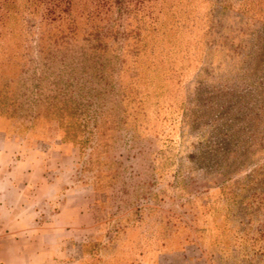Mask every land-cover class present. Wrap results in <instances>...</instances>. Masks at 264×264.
Instances as JSON below:
<instances>
[{"label": "rangeland", "instance_id": "1", "mask_svg": "<svg viewBox=\"0 0 264 264\" xmlns=\"http://www.w3.org/2000/svg\"><path fill=\"white\" fill-rule=\"evenodd\" d=\"M11 101L56 264H264V0H0Z\"/></svg>", "mask_w": 264, "mask_h": 264}, {"label": "crops", "instance_id": "2", "mask_svg": "<svg viewBox=\"0 0 264 264\" xmlns=\"http://www.w3.org/2000/svg\"><path fill=\"white\" fill-rule=\"evenodd\" d=\"M44 163L0 148V264H56L55 256L63 254L45 248L44 233L71 232L79 219L80 213L64 201L44 221V206L62 187L55 169Z\"/></svg>", "mask_w": 264, "mask_h": 264}, {"label": "trees", "instance_id": "3", "mask_svg": "<svg viewBox=\"0 0 264 264\" xmlns=\"http://www.w3.org/2000/svg\"><path fill=\"white\" fill-rule=\"evenodd\" d=\"M106 1L107 0H99L100 3H104ZM11 102H12V104H11ZM11 102L9 103V105L12 106V110H7L6 109L7 107L4 105L3 106L4 108L0 109V115L7 113L5 117H7L9 119L11 118V119H14V120L17 119V118L19 119L21 116H19V114H18L17 106H16V104H14L15 101H11Z\"/></svg>", "mask_w": 264, "mask_h": 264}]
</instances>
